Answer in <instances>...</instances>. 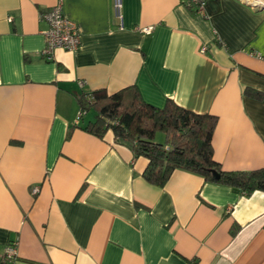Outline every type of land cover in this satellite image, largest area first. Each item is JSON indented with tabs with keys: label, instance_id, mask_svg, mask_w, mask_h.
I'll list each match as a JSON object with an SVG mask.
<instances>
[{
	"label": "crops",
	"instance_id": "1",
	"mask_svg": "<svg viewBox=\"0 0 264 264\" xmlns=\"http://www.w3.org/2000/svg\"><path fill=\"white\" fill-rule=\"evenodd\" d=\"M189 1L122 0L117 14L114 0H0V264L9 245V264H264L263 190L180 169L150 184L144 157L79 116L81 93L134 84L154 106L215 115L223 170L264 167V10ZM58 3L79 43L48 57Z\"/></svg>",
	"mask_w": 264,
	"mask_h": 264
},
{
	"label": "trees",
	"instance_id": "2",
	"mask_svg": "<svg viewBox=\"0 0 264 264\" xmlns=\"http://www.w3.org/2000/svg\"><path fill=\"white\" fill-rule=\"evenodd\" d=\"M187 6L198 12L195 4L188 2ZM246 91L251 94V89ZM78 102L81 118L93 114L85 130L100 138L111 130L115 143L128 146L135 156L147 160L142 176L150 184L162 187L172 172L180 169L246 195L264 191V167L225 171L214 160L215 115L188 110L170 98L162 107L154 106L143 99L134 84L113 93L103 88L83 92ZM157 133L163 136L162 142L156 139Z\"/></svg>",
	"mask_w": 264,
	"mask_h": 264
},
{
	"label": "built area",
	"instance_id": "3",
	"mask_svg": "<svg viewBox=\"0 0 264 264\" xmlns=\"http://www.w3.org/2000/svg\"><path fill=\"white\" fill-rule=\"evenodd\" d=\"M206 1L207 0H190L189 3L195 4L197 11L200 12ZM121 6L122 0H114V7L117 14H119ZM118 16L121 17V15ZM45 18L48 22V28L44 31L45 48L43 49V54L50 57L52 52L56 49L65 51L75 50L79 43L78 31L75 25L63 16L61 4H55L45 14ZM151 29V27H144L142 31L149 33ZM15 255L16 246H7L2 256L3 263L9 264Z\"/></svg>",
	"mask_w": 264,
	"mask_h": 264
},
{
	"label": "water",
	"instance_id": "4",
	"mask_svg": "<svg viewBox=\"0 0 264 264\" xmlns=\"http://www.w3.org/2000/svg\"><path fill=\"white\" fill-rule=\"evenodd\" d=\"M249 5H252V6H256L258 7L260 10H264V0H259L261 2H258V0H254V2H251L249 0H245Z\"/></svg>",
	"mask_w": 264,
	"mask_h": 264
},
{
	"label": "rangeland",
	"instance_id": "5",
	"mask_svg": "<svg viewBox=\"0 0 264 264\" xmlns=\"http://www.w3.org/2000/svg\"><path fill=\"white\" fill-rule=\"evenodd\" d=\"M249 1L254 2V0H249ZM89 113H91V115L93 116L92 112H89ZM156 139L159 140L160 142H162L163 141V136L160 133H157Z\"/></svg>",
	"mask_w": 264,
	"mask_h": 264
},
{
	"label": "bare ground",
	"instance_id": "6",
	"mask_svg": "<svg viewBox=\"0 0 264 264\" xmlns=\"http://www.w3.org/2000/svg\"><path fill=\"white\" fill-rule=\"evenodd\" d=\"M258 2H261V1L258 0Z\"/></svg>",
	"mask_w": 264,
	"mask_h": 264
}]
</instances>
